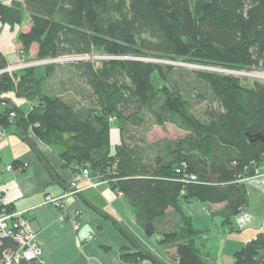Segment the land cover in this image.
Returning a JSON list of instances; mask_svg holds the SVG:
<instances>
[{
  "label": "trees",
  "instance_id": "obj_1",
  "mask_svg": "<svg viewBox=\"0 0 264 264\" xmlns=\"http://www.w3.org/2000/svg\"><path fill=\"white\" fill-rule=\"evenodd\" d=\"M25 14L30 27L16 33L24 56L36 45L38 60L93 53L110 58L97 67L91 61L72 67L88 88L81 92L87 105L42 94L53 63L42 66L47 70L38 78L32 72L40 66L19 72L20 84L35 82L29 94L39 100L25 116L16 114L17 126L23 132L31 127L44 143L61 146L64 166L74 164L107 181L144 234H159L160 247L174 248L175 264H209L195 244L202 232L182 207L192 201L224 203L221 215L231 225L230 217L247 206L244 180L264 163V141L250 140L264 137V84L152 60L264 71V0L0 1L2 24L20 26ZM0 63L5 66L1 57ZM14 88L3 75L0 92ZM194 98L207 102L198 116ZM11 112L10 106L0 112V127L10 126ZM145 112L153 125L168 123L186 135L144 148L120 137L112 149L110 130L115 127L122 136V125H139ZM168 209L176 223L159 230ZM137 246L142 249L120 250V259L159 264ZM233 261L264 264V234L245 243Z\"/></svg>",
  "mask_w": 264,
  "mask_h": 264
},
{
  "label": "crops",
  "instance_id": "obj_2",
  "mask_svg": "<svg viewBox=\"0 0 264 264\" xmlns=\"http://www.w3.org/2000/svg\"><path fill=\"white\" fill-rule=\"evenodd\" d=\"M0 1L8 5L11 0ZM29 27L28 17L21 26L9 27L0 22V57L5 64L19 59H37H25L16 41L17 31L26 32ZM36 50L37 46L32 45L29 55L32 52L36 57ZM32 73L33 78L42 75L40 70H33ZM45 77L41 87L43 95L88 104L80 99L83 97L81 92L84 93L86 89L77 87L73 91L71 88L72 93L66 84H61L56 66L51 67ZM81 84L84 86L82 81ZM15 89L0 92V112L10 106L15 114L25 116L36 104L23 94L11 96ZM21 90L24 88L21 87ZM15 117L7 128L0 127V205L9 211H26L30 227L36 233L42 249V264H134L122 261L120 250L136 251L137 245L152 253L163 264H174V248L160 247L159 234L146 236L137 225L132 209L107 181L91 177L92 181L100 184L95 188L90 187L82 174L83 168L74 164L64 166L60 157L61 146L44 143L35 136L32 128L21 131ZM117 131L115 127L110 130L111 145L120 143V138L116 137ZM21 132L23 136H20ZM8 166H12V169H8ZM244 182L248 204L240 213L230 217L231 225L224 223L221 215L224 203L192 201L182 207L194 228L202 232L195 244L202 254L207 255L209 264H230L231 261L234 264L233 254L258 233L264 234V163L255 170L253 177ZM70 190H77L78 193L66 196ZM46 195H64L62 208L42 205ZM166 212L168 216L158 222L159 230L176 223L172 210ZM74 221L79 225L77 229L73 227ZM245 232L249 235L244 236Z\"/></svg>",
  "mask_w": 264,
  "mask_h": 264
},
{
  "label": "rangeland",
  "instance_id": "obj_3",
  "mask_svg": "<svg viewBox=\"0 0 264 264\" xmlns=\"http://www.w3.org/2000/svg\"><path fill=\"white\" fill-rule=\"evenodd\" d=\"M24 16H25L24 17V21H25L27 19V16L26 15H24ZM24 21L22 22L21 25H23ZM28 21H29V19H28ZM23 28L20 27V29H23ZM18 31H21V30H18ZM30 54L31 55H29V54L25 55V59L36 58V57H33L34 55H32V52ZM87 56L89 57L88 59L86 58ZM63 57H65V58L68 57V59L66 58L67 59L66 61L56 62L57 64L55 63L57 72L59 74L58 78H59L61 84H66L67 89L72 88L73 91L76 90L77 87H78L77 89L81 88V90L86 89L84 92L85 94L87 92V87H84L81 84L82 80H80L78 78L76 79L75 75H73V73H72L73 65L77 62H80V61H91L94 64V66L97 67V66H100L101 60H105V59L110 58L107 55L98 54V53H93L92 55L79 56V57H84V59H82V60L69 59V58L75 57L73 55L72 56H63ZM152 61L158 62V63L160 61V63H164V64H173L176 67H180V68H183L184 70H188V71L203 70V71L215 72V73H220V74L233 75V76L237 77L241 82L247 83L250 85H252L255 82L264 84V71L263 70L252 69V70L235 71V70H226V69L219 68V67L193 65V64H188L185 62H168V61H164V60H152ZM42 66H45V65H40V67H37L35 69V70H40V72L42 74L41 76H43L44 72L47 70L46 67L41 68ZM1 68L2 67H0V69ZM0 75H2V74H0ZM175 78H177V77H175ZM62 79H63V81H62ZM152 79H153V77H152ZM31 83L33 85H35L34 81H32ZM30 84H26V83L20 84V82H18L17 85L15 86V88H16L15 91L13 93H11L10 95L11 96H16V95L18 96V95L23 94L27 98L28 97L31 98L33 100L32 102H34V104H37L39 98L36 97L35 95L29 94L30 89H31ZM21 87L24 88V90H21ZM72 89L70 91L72 93H74L72 91ZM69 94L71 96H73L71 93H69ZM80 99L83 100L84 97H81ZM192 101L195 104L193 106L194 108L192 109V111H193V113H195L198 116L199 112H201L203 107H205L207 105V102L206 101H197L195 98ZM142 116H143V120L137 126L130 125L127 123L123 124L122 125L123 126L122 136L120 135L119 131H117L116 137H119V138L122 137V139L125 141V143L130 145V146H134V145L136 146L137 145L140 148H144V143L145 144H153V143L159 142L163 139H167L169 141H175L179 138H183L186 135L185 131L178 129L175 126L168 124V123L165 124L164 128L153 125V121L151 119V116L147 112L143 113ZM142 140H143V142H142ZM113 146H115V145H111L112 149H113ZM243 235L248 236L249 233L245 232ZM226 261L230 262V260H228V259ZM231 263H232V261L230 262V264Z\"/></svg>",
  "mask_w": 264,
  "mask_h": 264
},
{
  "label": "built area",
  "instance_id": "obj_4",
  "mask_svg": "<svg viewBox=\"0 0 264 264\" xmlns=\"http://www.w3.org/2000/svg\"><path fill=\"white\" fill-rule=\"evenodd\" d=\"M75 57L79 58V56ZM66 58L58 57L40 60L19 59L13 63L5 64V66L0 69V74L6 75L13 86H16L20 80L19 72L40 65L66 61ZM86 58L88 59L89 57L87 56ZM15 116V113L11 112L9 114V121L11 122ZM110 120L113 121L114 118ZM29 128L31 129V127ZM8 169H12V166H8ZM82 174L89 181L90 187L95 188L100 184L98 181L95 182L91 180V176L87 169L83 168ZM189 178L191 180L195 179L192 175H190ZM77 193V190H70L66 192V196H72ZM63 197L65 196L52 197L46 195L42 200V205L62 208ZM76 217L77 214L74 216L75 220ZM78 226V223L74 221V229H77ZM41 257L42 249L37 240L36 233L30 227L29 220L26 217V211H9L0 205V264H25L26 262L42 264Z\"/></svg>",
  "mask_w": 264,
  "mask_h": 264
},
{
  "label": "water",
  "instance_id": "obj_5",
  "mask_svg": "<svg viewBox=\"0 0 264 264\" xmlns=\"http://www.w3.org/2000/svg\"><path fill=\"white\" fill-rule=\"evenodd\" d=\"M0 67H1V63H0ZM2 79H3V75H0V86H1V83H2ZM2 99L0 98V101H1ZM6 101V100H5ZM6 103L7 104H10V102H8V101H6ZM20 136H23V133L21 132L20 133ZM257 139H260V140H262V141H264V137H262V136H260V135H258V134H256V135H254L252 138H250V140L251 141H255V140H257ZM138 248L139 249H142V248H140L139 246H138ZM159 264H163L162 262H160V261H158V260H156Z\"/></svg>",
  "mask_w": 264,
  "mask_h": 264
},
{
  "label": "bare ground",
  "instance_id": "obj_6",
  "mask_svg": "<svg viewBox=\"0 0 264 264\" xmlns=\"http://www.w3.org/2000/svg\"><path fill=\"white\" fill-rule=\"evenodd\" d=\"M67 59H68V58H67ZM69 59L81 60V59H84V57H81V58H80V57H79V58H78V57H73V58H69ZM49 64H52V63H49Z\"/></svg>",
  "mask_w": 264,
  "mask_h": 264
}]
</instances>
